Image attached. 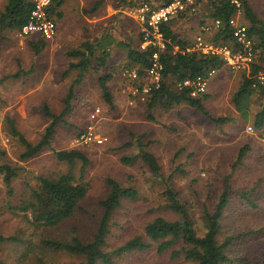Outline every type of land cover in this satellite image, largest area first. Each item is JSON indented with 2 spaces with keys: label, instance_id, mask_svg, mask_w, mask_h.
Wrapping results in <instances>:
<instances>
[{
  "label": "rangeland",
  "instance_id": "obj_1",
  "mask_svg": "<svg viewBox=\"0 0 264 264\" xmlns=\"http://www.w3.org/2000/svg\"><path fill=\"white\" fill-rule=\"evenodd\" d=\"M131 1L134 6L130 7L128 3L111 0L109 7H118L120 11L106 26L93 27L87 20L98 14L94 12L90 16L99 2L65 0L60 8L63 17H56L58 36L46 42L38 54L27 43L33 40L32 36L7 29L0 31V164L22 168L12 184L13 198L8 197L0 176V233L24 238V243L0 244V263L77 264L78 257L51 250L41 242L75 237L85 242L92 240L102 217L100 201L109 193L107 180L111 178L124 187L135 188L138 195L134 200L123 201L114 212L103 246L105 251L114 250L136 235L144 236L145 226L156 217L173 218L164 205L167 187L178 193L179 200L193 214L197 234L203 236L205 213L211 212L222 192L229 189L232 200L222 220L225 232L234 237L229 250L230 264H264V127L253 126L254 113L264 103V97H253L247 118L235 115L232 102L242 76L250 72V65L233 68L225 64L215 71L209 81L208 97L203 101L210 116L186 104L167 109L154 107L150 114L147 102L138 104L131 94L138 84L129 75L131 71L122 50L115 55L121 69H108L115 76L109 85L114 111L97 92L94 75L90 77L87 73L81 84L75 83L77 70L68 69L69 59L61 51L66 46H79L103 28L119 33L120 41L124 30L125 40L144 32L139 10L146 0ZM193 1L192 9L172 26L187 31L191 43L198 37L210 42L213 33L210 35L209 29L213 25L206 19L211 12L210 0ZM248 1L264 20V0ZM163 4L164 0H151L155 9ZM2 7L0 0V11ZM109 7H104L107 15L111 13ZM233 21L236 27L246 26L241 12ZM137 39L133 38L135 42ZM123 85L124 92L120 89ZM71 87V109L63 117L65 123L57 125L50 145L40 155L21 160L25 148L11 135L9 119L29 142H39L52 121L44 114L43 106L47 105L52 114L61 115ZM97 109L99 115L93 119ZM149 114L153 121L149 120ZM220 117H230L231 121L215 124L212 118ZM89 126H94L95 134L107 140L100 145L75 143L79 132ZM137 140L147 145L157 158L161 177L152 176L140 160L132 165L122 163L123 157L134 160L139 153ZM246 146L249 149L245 157L236 164L239 152ZM71 149L81 150L88 157L89 165L84 173L80 171V163L69 166L57 161L55 152ZM66 173H72L78 182L88 186L87 197L72 218L56 228L36 227L23 213L12 210L11 206L30 198V188L37 187L41 176ZM178 248L179 245L172 249ZM172 249L159 254L155 244L148 251H134L114 261L116 264H195L173 258Z\"/></svg>",
  "mask_w": 264,
  "mask_h": 264
},
{
  "label": "trees",
  "instance_id": "obj_2",
  "mask_svg": "<svg viewBox=\"0 0 264 264\" xmlns=\"http://www.w3.org/2000/svg\"><path fill=\"white\" fill-rule=\"evenodd\" d=\"M64 1L52 0L51 2L49 14L55 22L56 17L58 19L63 17L60 8L63 6ZM119 1L123 2V4L128 3L130 7L134 6L131 0H128V2L127 0ZM171 1L164 0V4L160 7L169 4ZM102 2L103 0L99 1L93 13ZM144 2L151 3V0ZM238 2L240 6H237L232 0H210L209 5L212 9L210 18L215 24L218 22L210 42L228 45L235 52L241 51V46L234 37L236 28L232 21L236 18L238 12L242 13L248 37L253 41L254 49L257 52V60L250 64L249 74L242 76L241 84L232 96V102L238 114L247 118L253 97H264V85L259 81L260 73L264 74V20L258 17L248 0H238ZM2 3L0 31L7 29L9 32H20L29 21L34 9L33 1L2 0ZM186 14L187 11L172 15L160 27V32L165 42V50L159 52L160 62L163 65L162 81L159 87L152 89L149 97L144 101L147 102L150 114H152L154 107L167 109L186 104L201 114L210 116L203 104V101L208 97V92L199 97H191L188 88L179 90L176 88V85L188 79L209 78L211 72L218 71L225 65V61L217 55L186 50L187 46L191 44V40L189 42L183 39L171 28L172 23L185 17ZM105 35L102 39L82 43V50L72 52L71 55L81 57V61L72 66V68H79L81 74L87 71L91 65L90 57L94 56V52L97 49L101 51V54L96 59L98 67L94 68V71L99 73L100 70H104L106 61L110 57L108 49L115 44V40L111 34L107 33ZM26 36L33 37V40H27V43L36 54L42 50L46 42L50 41L44 39L38 33ZM144 36L145 32H139L129 37L128 41H122L117 44L126 52L128 69L130 71H137L140 76L145 75L146 70L151 67L153 53L157 51L156 48L152 47H148L146 50L140 49ZM136 37L138 39L135 42L133 38ZM112 80V74H99L98 76V84L102 97L110 110L114 111V96L109 87ZM71 97L72 87L69 90V96L65 100V108L61 115H54L50 112L47 105L43 106L44 114L51 118L52 121L46 128L41 140L35 144L29 142L16 128L15 122L9 119L11 135L17 138L25 148L20 155L21 160L27 161L40 155L50 145L57 125L60 122L65 123L63 122V117L71 109L69 101ZM150 114L148 115L149 120L153 121ZM230 119V117L212 118L215 124L231 121ZM253 126L255 129H262L264 127V103L254 113ZM84 131L85 129L81 130L79 135ZM137 142L139 153L135 156V159L133 160V158L126 156L121 159L122 163L132 165L135 160H140L149 169L152 176L161 177V168L155 155L147 149L148 146L144 145L141 140H137ZM248 149L249 147L246 146L239 152L236 164L241 163ZM55 157L58 162L66 163L69 166L80 163L81 173H84L89 165L88 157L78 149L57 151L55 152ZM21 169V167H15L10 164H0V176L4 182L8 197L13 198L15 195L12 184L19 177ZM107 182L110 190L106 197L100 201L102 217L99 221L98 230L92 240L85 242L77 237L61 240L47 239L41 242L42 245L51 250L64 251L78 257L80 261L77 264H116L114 261L116 258L134 251H148L155 244L158 245L159 254H163L179 245L178 249H172L173 258H183L195 264H230L232 262L229 250L233 247L234 237L228 231L225 232L226 228H224L222 220L225 210L232 200L231 190L225 189L220 195L214 209L211 212L205 213V233L203 236H199L196 231L193 214L179 200L178 193L172 188L167 187L164 192V205L168 211L167 213L173 216V218L156 217L145 226L144 236L136 235L126 240L114 250L107 252L103 246L105 245V239L114 212L120 208L123 201L134 200L138 195L135 188L124 187L114 179L110 178ZM30 189V198L21 200L17 206H11V208L23 213L29 219L30 224L44 228H56L64 221L72 218L81 209V203L88 194V186L78 182L72 173L41 176L37 187ZM8 243H24V238L16 235L4 236L0 233V244Z\"/></svg>",
  "mask_w": 264,
  "mask_h": 264
},
{
  "label": "built area",
  "instance_id": "obj_3",
  "mask_svg": "<svg viewBox=\"0 0 264 264\" xmlns=\"http://www.w3.org/2000/svg\"><path fill=\"white\" fill-rule=\"evenodd\" d=\"M34 9L30 15L29 21L20 30L22 35L38 33L44 39L52 40L57 33L56 22L49 14V7L52 0H32ZM237 6H240L238 0H232ZM193 0H172L160 8H153L151 3L143 2L140 6L139 17L145 24V36L140 44L141 50H146L148 47L156 48L153 53L152 65L145 72V75L140 76L137 71L129 72L133 82L138 85L133 87L131 94L135 95L140 102L146 101L153 88L160 86L162 81L163 65L160 62L159 52L165 50V42L160 32V27L167 22L169 17L178 13L186 12L192 9ZM194 10V9H193ZM233 23V22H232ZM218 25V22L216 23ZM235 26V25H234ZM234 37L241 46V51L235 52L228 45L213 44L205 41L202 37H198L193 43L187 46V51H198L204 54H212L220 56L224 59L225 64L235 68H240L242 65H250L257 58V52L254 49L253 41L248 37L246 26L236 27ZM215 71L211 72L209 78L199 77L195 80H185L176 85L179 90L188 88L191 97H199L206 94L209 87L210 78ZM259 81L264 85V74L260 73ZM133 104V103H130ZM99 110H95L92 118L98 117ZM107 139L95 134L94 126H89L87 130L78 136L75 143L92 142L95 144H103Z\"/></svg>",
  "mask_w": 264,
  "mask_h": 264
},
{
  "label": "crops",
  "instance_id": "obj_4",
  "mask_svg": "<svg viewBox=\"0 0 264 264\" xmlns=\"http://www.w3.org/2000/svg\"><path fill=\"white\" fill-rule=\"evenodd\" d=\"M74 1H77V0H74ZM81 2H83V0H80ZM93 1V3L94 4H96L97 2H99V1H101V0H92ZM111 0H103V2L101 3V5L100 6H98L99 7V9L98 10H96L95 11V13L97 12L98 14L97 15H95V13L94 14H92V15H90L91 17L93 16V15H95L92 19H88L87 20V22L89 23V25H93V27L94 26H96V25H101V26H106L108 23H109V21L110 20H112L113 19V17H114V15L117 13V12H119L120 11V8H118V7H115V8H111V7H109V5L110 4H112L111 2H110ZM65 2V1H64ZM200 2H201V0H200ZM64 5V4H63ZM97 6V5H96ZM63 7V6H62ZM61 7V8H62ZM104 7H109V9L111 10V13L109 12V15H107V11H105V9H104ZM106 8V9H107ZM107 12V13H106ZM211 12H212V9H211ZM210 12V13H211ZM210 13L208 14V17H206V19H208V20H210L211 22H212V25H213V28H210L209 29V34L211 35L212 33H213V35H214V31L216 30V24L213 22V20L210 18ZM180 19H182V18H180ZM235 19V18H234ZM233 19V20H234ZM179 20V19H178ZM57 22V21H56ZM232 22H234V21H232ZM134 23V22H133ZM134 24H136V23H134ZM173 24V23H172ZM172 24H171V28L174 30V32L175 33H177L178 35H180L183 39H186V40H188L189 42H190V40H189V37H187V31H185V32H183V31H181L180 29H178V27H174V26H172ZM57 25V33H56V35H55V38L58 36V33H59V27H58V23L56 24ZM234 25V24H233ZM124 32H125V30H124ZM124 32H122V41H128L129 40V38L127 39V40H125L126 39V34L124 33ZM191 32V31H190ZM111 34V36L114 38V40H115V44L114 45H112L111 47H109V51H110V57L107 59V61H106V66H105V68H104V70H100L99 71V73L98 72H95L94 71V68H96V67H98V62L96 61V59H97V57H98V55H100L101 54V51H99V50H95V52H94V56L93 57H90L91 59V65H90V67H89V69L87 70V71H85V72H83L82 74H81V72H80V70H79V68H72V66H75L76 64H78L80 61H81V57H78V56H74V55H71V53L72 52H74L75 50H82L81 49V45H82V43H84V42H86V41H90V42H92V41H95V40H97V39H102L104 36H106L105 34ZM125 35V36H124ZM120 35H119V33H111L109 30H107V29H105V28H103V29H101V31H99L98 33H93L88 39H86V40H84V42H81V44L79 45V46H66L65 48H64V50H62L61 51V53H63V55H64V58L65 59H69V61H68V69H70V70H77V78H76V82L75 83H78V84H81L82 82H83V80L85 79V77L87 76V73H90V77H91V75H94L95 76V83H96V85H97V87H98V90H97V92L100 94V95H102V92H101V89H100V87H99V84H98V76H99V74L100 75H103V74H112V72L110 71V72H108V69H118V70H120L121 69V66H118L119 65V62H120V60L119 61H117V59H116V57H115V55H116V53L117 52H119V51H123L122 53L124 54V59L126 60V62H127V56H126V52L123 50V49H121L117 44L118 43H120V42H122V41H120V37H119ZM91 39V40H90ZM52 40H54V38L52 39ZM191 43V42H190ZM123 65V64H122ZM124 66V65H123ZM115 67V68H114ZM67 69V68H66ZM117 70V71H118ZM65 75H67V72H64V77H66ZM113 75V74H112ZM80 77H81V79H80ZM115 78V76L113 77V79ZM114 80H112L111 82H113ZM240 84H241V82H240ZM110 85V84H109ZM240 86V85H239ZM239 86H238V88H239ZM110 87V86H109ZM123 88V89H122ZM124 88H125V86L123 85V86H121V91L122 92H124ZM237 88V89H238ZM237 91V90H236ZM235 91V92H236ZM234 92V93H235ZM117 93H119V92H117ZM233 93V94H234ZM127 94V93H126ZM138 104H140V102H138ZM233 106H234V104H233ZM234 112H235V115H238V112H237V110H236V108H235V106H234Z\"/></svg>",
  "mask_w": 264,
  "mask_h": 264
}]
</instances>
